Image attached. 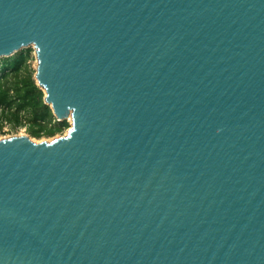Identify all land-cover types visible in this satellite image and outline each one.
<instances>
[{"label": "water", "instance_id": "1", "mask_svg": "<svg viewBox=\"0 0 264 264\" xmlns=\"http://www.w3.org/2000/svg\"><path fill=\"white\" fill-rule=\"evenodd\" d=\"M64 135L0 138V264H264V0H0Z\"/></svg>", "mask_w": 264, "mask_h": 264}, {"label": "trees", "instance_id": "2", "mask_svg": "<svg viewBox=\"0 0 264 264\" xmlns=\"http://www.w3.org/2000/svg\"><path fill=\"white\" fill-rule=\"evenodd\" d=\"M33 49L23 48L0 58V133L4 122L14 129L26 127L32 137L53 136L69 127L66 120L57 121L43 90L36 84L31 66Z\"/></svg>", "mask_w": 264, "mask_h": 264}, {"label": "rangeland", "instance_id": "3", "mask_svg": "<svg viewBox=\"0 0 264 264\" xmlns=\"http://www.w3.org/2000/svg\"><path fill=\"white\" fill-rule=\"evenodd\" d=\"M32 55H33V58L31 59L30 63H31L32 68H34V70H35V67H36V59H35V56H34V50L32 51ZM34 73H35V72H34ZM33 76H34V75H33ZM66 121H67V122L69 123V125H70V123H71L70 118H67ZM1 129H2V131H1V133H0V138H3V137H10V136H13V135H27V136H29L34 142H40V141H45V140L47 141V140L52 139L53 137H56V136H59V135H64L65 132H66V129H65L63 132H61V133H57V134H55V135H53V136H45V135H43V136L37 138V137H32V136H30V135L27 133V131H26V127H25V126H21V127L17 128V129H14V128H12V127L10 126V124H6V122H5V123L2 124Z\"/></svg>", "mask_w": 264, "mask_h": 264}, {"label": "built area", "instance_id": "4", "mask_svg": "<svg viewBox=\"0 0 264 264\" xmlns=\"http://www.w3.org/2000/svg\"><path fill=\"white\" fill-rule=\"evenodd\" d=\"M5 123V122H4ZM7 124V123H6Z\"/></svg>", "mask_w": 264, "mask_h": 264}]
</instances>
